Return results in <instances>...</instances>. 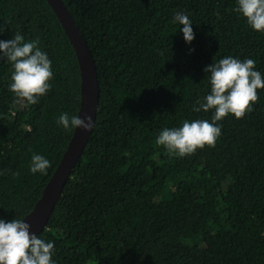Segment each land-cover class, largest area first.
I'll list each match as a JSON object with an SVG mask.
<instances>
[{"label":"trees","instance_id":"obj_1","mask_svg":"<svg viewBox=\"0 0 264 264\" xmlns=\"http://www.w3.org/2000/svg\"><path fill=\"white\" fill-rule=\"evenodd\" d=\"M94 59L98 106L90 138L44 229L56 264H264V87L251 111L217 123L221 135L183 157L155 143L163 127L211 120L193 112L208 91L205 65L252 58L264 75V32L235 0H62ZM186 13V44L171 18ZM0 40L37 39L51 60V88L25 105L8 89L0 58V218L27 214L72 131L56 123L77 113L76 57L45 0H0ZM50 161L28 171L30 157ZM15 172L17 175L13 176Z\"/></svg>","mask_w":264,"mask_h":264},{"label":"clouds","instance_id":"obj_2","mask_svg":"<svg viewBox=\"0 0 264 264\" xmlns=\"http://www.w3.org/2000/svg\"><path fill=\"white\" fill-rule=\"evenodd\" d=\"M233 11L239 13L252 30L264 32V0H235ZM171 22L182 25L179 31L186 44L194 39L193 23L186 13L175 12ZM0 58L11 67L8 89L23 98L25 105L37 103L39 97L50 90L53 78L51 60L39 46L38 38L25 40L17 32L10 39L0 40ZM255 64L252 58L241 60L227 55L205 65L203 71L208 74V91L194 101L192 111L212 110L211 120L185 119L178 126L163 127L158 131L155 143L179 157L205 145L213 146L221 135L217 122L229 114L237 119L243 117L257 101V89L264 87V75L255 68ZM56 123L69 132L77 128L87 132L91 117L61 112ZM49 166L47 158L33 153L28 171L44 175ZM53 255V241L30 232V224L24 218H0V264H56Z\"/></svg>","mask_w":264,"mask_h":264},{"label":"water","instance_id":"obj_3","mask_svg":"<svg viewBox=\"0 0 264 264\" xmlns=\"http://www.w3.org/2000/svg\"><path fill=\"white\" fill-rule=\"evenodd\" d=\"M45 1L54 12L76 57L79 70V104L76 115L91 117V126L87 132L79 128L73 129L69 141L45 183L39 198L31 210L22 217L30 224V232L37 235L46 226L72 168L84 151L94 127L98 106V80L95 63L83 35L75 25L62 0Z\"/></svg>","mask_w":264,"mask_h":264}]
</instances>
